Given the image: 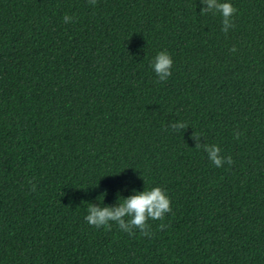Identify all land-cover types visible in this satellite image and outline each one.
Segmentation results:
<instances>
[{"label": "trees", "instance_id": "obj_1", "mask_svg": "<svg viewBox=\"0 0 264 264\" xmlns=\"http://www.w3.org/2000/svg\"><path fill=\"white\" fill-rule=\"evenodd\" d=\"M221 2L0 0V264H264V0ZM156 186L151 236L85 220Z\"/></svg>", "mask_w": 264, "mask_h": 264}, {"label": "clouds", "instance_id": "obj_2", "mask_svg": "<svg viewBox=\"0 0 264 264\" xmlns=\"http://www.w3.org/2000/svg\"><path fill=\"white\" fill-rule=\"evenodd\" d=\"M98 0H89V4L95 6ZM205 7L201 10V15L210 12L219 13L222 16V31L226 34L230 28L235 27L232 17L237 13L238 9L230 2H221V0H201ZM65 23L72 22L73 18L67 14L64 15ZM232 52L237 51L235 47ZM158 76L157 83L166 82L172 75L173 59L167 51H160L154 57L150 65ZM169 127L173 130L180 131L187 129L189 126L183 121H174ZM239 133L236 138L239 139ZM193 140L196 141L197 149H203L208 154V158L216 167H222L225 163H233L231 156L225 157L221 155V148L217 144H201V136L194 133ZM31 183V181H29ZM32 191H36V185L32 184ZM107 193L101 194L97 199L102 201V205L97 206L95 203H89L87 208L86 222L96 228L104 227L111 230V223L116 225L129 235H135L134 229H138L142 236H151V225L149 220L163 221L167 213L172 212L171 199L166 190L156 186L150 189L145 188L143 191H134V194L124 198L117 193L118 200L115 206H105L103 201ZM166 224L158 225V230H163Z\"/></svg>", "mask_w": 264, "mask_h": 264}]
</instances>
